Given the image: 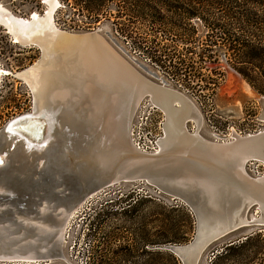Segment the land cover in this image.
I'll list each match as a JSON object with an SVG mask.
<instances>
[{
	"label": "rangeland",
	"instance_id": "rangeland-1",
	"mask_svg": "<svg viewBox=\"0 0 264 264\" xmlns=\"http://www.w3.org/2000/svg\"><path fill=\"white\" fill-rule=\"evenodd\" d=\"M13 1L10 4L9 0H0V4L14 16L28 18L33 12L42 15L48 8V0ZM55 3L52 16L58 29L86 32L99 28V33L114 48L112 51L118 53L137 72L156 84L171 87L186 95L201 113L200 128L204 138L210 140L213 131L226 134L232 128L244 136L264 129V120L261 118L264 109L259 101L264 96L263 88L244 78V62L238 59L244 53L245 43L257 44L254 28L244 29V22L216 20V17L204 22L200 18L185 20L164 14L165 19L156 24V27L160 24V28L155 30L151 29L153 23L150 21L132 19L133 33L124 36L116 32L111 18H102L89 25L84 14L72 8L63 9L60 0H55ZM114 7V4L110 5L111 10ZM211 23L223 25L224 31L212 33L206 27ZM40 55L37 46L15 42L6 26L0 22V68L5 73L0 76V128L11 118L33 110V93L27 83L16 76V72L34 64ZM156 113L157 116L152 120L144 114L141 125L146 128L156 121H162V114L159 111ZM187 128L191 129V123H187ZM170 162L171 169L175 163L179 164L176 159ZM183 163L185 165L182 164L180 175L176 177L185 185V182H189L188 178L193 180L189 175L197 177L199 168L196 169L195 165L189 168L185 159ZM256 164L260 163L247 165L252 175L262 169ZM2 189L14 193L11 188ZM51 189L59 194V188L56 189L58 192ZM233 192L230 194L235 203L239 192L235 189ZM85 197L78 200L81 204L64 223L59 237V257L30 261L8 258L12 257V254H8L6 258L0 256V264H166L151 256L152 247L185 245L196 234L197 217L191 207L180 197L148 179L114 181ZM75 205L67 209L65 215ZM260 216L259 206L252 203L245 210V219L250 223H243L206 245L200 252L197 264H264V224L254 222ZM19 218L16 219L17 223H0V238L15 246L14 240H19L18 245L30 243L34 248L39 243L37 226L35 223L30 224V231H26L27 226H20L26 225L28 221L22 223ZM253 233H260V239L251 241L245 248L238 247L247 235ZM231 244L237 246L222 257L215 258L216 254ZM29 245L24 246L27 254L33 250L30 247L32 245ZM256 250L258 254H250ZM178 264L183 263L178 260Z\"/></svg>",
	"mask_w": 264,
	"mask_h": 264
},
{
	"label": "bare ground",
	"instance_id": "bare-ground-1",
	"mask_svg": "<svg viewBox=\"0 0 264 264\" xmlns=\"http://www.w3.org/2000/svg\"><path fill=\"white\" fill-rule=\"evenodd\" d=\"M47 3L48 8L44 14L39 15L33 12L28 18L14 16L0 4V22L6 26L13 40L23 45L33 42L35 46L38 45L41 48L42 52L40 61L16 72V76L27 83L33 93L34 106L32 111L35 115L55 110L60 113L59 117L63 119L65 116L68 117L69 110L80 106L82 103L88 118L87 125L92 124V129L88 135L90 136L89 141L87 139L88 157L85 162L75 166L83 176H80V180L75 179L77 183L73 186L71 183L75 177H71L72 172H67L72 161L67 162L64 158V148L62 151L56 146L54 149L53 146L48 147L46 152L49 160L40 159V164L49 161L52 167L65 169L66 172L61 175L64 178V183H67V186H72L71 193L75 190L74 188L80 186L79 188L83 193L78 200H81L101 187L94 186L91 190L88 189L90 186L96 185L95 180L98 178L111 174L112 169L120 159L127 160L128 167L134 164L147 166H164L167 164L171 171L169 175H174L176 181L179 182L181 180L176 176L180 175L182 164L185 165L183 163L185 159L189 163V168L191 165H195L196 169L199 168L197 170L199 174L197 177L189 175L193 180L186 176L189 182H185V185L180 182L183 191L194 193L212 211L211 214L198 217L196 239L202 241L199 249L204 248L213 231L224 228V219L220 214L226 218L228 213H231L234 225L239 228L243 223H250L249 220L245 219V210L252 203H256L261 211V216L255 218L254 222L264 224V174L259 177L250 176L246 170L248 160L257 159L264 164V129L256 133L245 134V136L232 133V139L229 141L204 138L199 131L202 127L201 113L186 95L171 87L156 84L141 75L121 56L119 57L118 53L117 55L108 48L100 37L90 38L86 42H82L75 40L70 35H64L56 27L53 20L52 12L56 6L55 0H48ZM2 74L5 73L0 68V76ZM145 95H149L152 103L164 113L165 117L164 126L162 125L163 134L158 140L159 149L155 153L137 151L132 146L128 136L133 114ZM262 107L264 109V102ZM262 113L261 118L264 120V110ZM70 117L69 115L68 119ZM190 121L195 124L193 130L187 128V123ZM73 130H76V126L73 127ZM61 143L59 141V145ZM210 143H216L218 146H212ZM50 150L52 151L49 153ZM18 151L16 149L12 151L14 153L12 162L19 163L16 160ZM134 153L136 156H133ZM171 159H176L179 163H175L172 169ZM3 168L0 167V195H15L20 192V189L14 188V193H7L2 189L4 187L7 190L4 180L6 177H11ZM100 168L103 170L102 175L94 176L93 173L100 172ZM139 178L147 179L144 177L135 179ZM56 179L57 175H54L51 187L55 189V192H58L56 189L59 188L57 190L62 195L64 190L69 189L68 187L65 189L63 183L58 186ZM114 181L115 179L112 182ZM234 189L239 192L237 194L239 198L235 203L231 199ZM50 190L52 189L50 188ZM198 190L200 193H197ZM51 193L55 194L53 190ZM180 198L186 202L184 198ZM45 200L43 202L40 200L37 214L28 213L32 216L13 208L11 200L5 201L0 205V209L2 207L11 208L13 215L9 219L1 220L0 223L5 221L17 223L16 219L21 217L19 222L28 221L26 225L20 223V227L25 228L27 226L26 231H30L28 226L32 227L30 224L35 223L39 243L43 239V237L40 238V235L43 236L48 232L53 235L52 241L47 243V246L53 240H57L59 243L65 221L77 210L81 202L78 201V204L76 202L77 205L74 204V208L69 211L68 215H65L67 208L64 200L62 202H55L54 199ZM222 200L223 202H221ZM52 210L55 212H51ZM47 215H50L49 218ZM32 220L34 222L31 223ZM44 223L46 224L44 225ZM14 241L18 246L19 240ZM43 241L45 242V239ZM29 244L23 243L21 247ZM13 246L15 244L8 243L3 239L0 240V252L5 247H9L7 250L10 251ZM30 247L32 250L33 245ZM31 254H12V257L8 258L20 257L31 261L36 257ZM0 256L3 257L2 254Z\"/></svg>",
	"mask_w": 264,
	"mask_h": 264
},
{
	"label": "water",
	"instance_id": "water-1",
	"mask_svg": "<svg viewBox=\"0 0 264 264\" xmlns=\"http://www.w3.org/2000/svg\"><path fill=\"white\" fill-rule=\"evenodd\" d=\"M60 31L64 35H70L75 40L82 42H86V40H89L90 38L100 37L108 48L111 50L114 49L99 33V28L91 29L86 32H70L61 29ZM30 44L35 45L33 42H29L25 45ZM36 46L41 51V48L38 45ZM40 60L41 55L37 61ZM259 101L262 104L264 102V96H261ZM69 112L68 113L71 117L68 119V115V117L65 116V118L62 119L59 117L60 113H57L55 110H49L45 113L41 112L40 115H35L32 111L11 118L0 128V167H4L3 169L10 173L11 176L6 177L4 181L8 188L13 190L14 188L20 189V192H17L15 195L12 194V196L0 195V205L5 201L11 200L13 208L23 211L24 214H37L38 205L42 199H47L48 201L54 199L55 202H62L64 200L66 208L70 209L82 196L83 192L81 191V188H79L80 186L74 188L75 190H73V193H71L72 191L70 189L75 183H77V180H80V176H83V174H80V171H77L75 166L78 165V163L85 162L88 157L86 151L88 146L87 139L88 141L90 139V136L88 135L91 133L90 130L92 129V124L87 125L88 118L85 115L82 103L80 106L69 110ZM74 126H76V130L72 131ZM59 141L65 142L64 145L61 143L60 146ZM210 145L218 146L216 143H210ZM50 146H53V149L56 146L61 148L62 151L63 148L67 150H64V158H66L67 161H72L70 162L67 172H72L73 174L71 173V177H75L71 183V187L67 186V183H64V178L61 176L66 172L65 169L62 170L57 167H52L49 161L40 164V159L43 161L49 160L46 151ZM15 149L19 150L16 158V160H19V163L12 162L11 160L14 154L12 151ZM51 151L52 150H50L49 153ZM133 156H136V154L134 153ZM126 161L127 160L125 159L118 160L112 169L111 174L106 177L98 178L95 180L96 185H93L92 187L90 186L88 189L91 190L94 186H107L113 181V179H115V181H126L137 177H144L151 182L156 183L162 189L184 198L197 217V227L198 217L201 218V215L212 213V211L206 207L207 205L204 201L196 197L194 193H191L190 191L186 193L183 191L181 183L169 175L171 171L170 166L167 164L164 166L134 164L128 167ZM102 173L103 170L100 168V172L93 173V175L99 177ZM54 175H57V184L63 183V187L65 189L68 187L69 189L64 190L63 188L62 191H64L62 192V195L57 193L53 194L50 191ZM197 193H200L199 190ZM193 197L196 198L193 199ZM11 210V208L6 209V207L0 209V222L3 219H9L13 215ZM53 211L55 212V210H52L51 212ZM49 216L50 215H47V218H49ZM220 216L224 219V228L219 231H213L208 237L209 241L205 246L222 235L238 228L234 225L231 213H228V217L226 218H224L225 216L222 214H220ZM52 235L53 234L50 232L43 236L40 235V238L43 237L45 242L42 239V241L33 248L32 254L36 256L35 259L47 260L60 256L61 249L57 240H53V242L47 246V243L52 241ZM201 243L202 241L196 239L195 234L194 238L185 245L168 244L161 246V248L176 255L183 264H197L200 252L203 249L200 248L201 251L199 252ZM7 248L9 247L3 248L2 252H0V254L4 255V258H6L5 256L8 254H27V251L24 252L26 250L24 249L25 247H21V245H18L15 248L11 247L10 251L7 250ZM17 259L25 258L17 257Z\"/></svg>",
	"mask_w": 264,
	"mask_h": 264
},
{
	"label": "trees",
	"instance_id": "trees-1",
	"mask_svg": "<svg viewBox=\"0 0 264 264\" xmlns=\"http://www.w3.org/2000/svg\"><path fill=\"white\" fill-rule=\"evenodd\" d=\"M13 4V0H9ZM60 7L76 9L84 14L86 23L91 25L102 18H111L117 33L130 36L133 33L132 19L146 20L153 23L151 29H159L156 24L165 19L164 14L172 18L192 20L200 18L204 22L216 17V20H230L244 22V29L254 28L257 35V44H244V53L238 59L244 62V78L250 83L262 86L264 91V0H60ZM115 7L111 10L110 5ZM15 6V4H14ZM71 21V19L69 20ZM67 21H63L65 23ZM212 33L224 31L221 24L211 23L206 26ZM195 31V28L191 29ZM255 35V36H256ZM154 58V57H153ZM156 58V57H155ZM260 233L247 235L238 247L244 248L253 240L260 239ZM163 246V245H162ZM237 246V245H235ZM233 244L226 246L216 254L220 258L235 247ZM251 251L250 254H258ZM151 256L160 259L166 264H178L180 259L161 246L152 247Z\"/></svg>",
	"mask_w": 264,
	"mask_h": 264
},
{
	"label": "built area",
	"instance_id": "built-area-1",
	"mask_svg": "<svg viewBox=\"0 0 264 264\" xmlns=\"http://www.w3.org/2000/svg\"><path fill=\"white\" fill-rule=\"evenodd\" d=\"M159 111L162 114V121H156L153 124H150L148 127H143L142 124V119H143V115L145 114L146 118H149L150 120L153 119V117L157 116L156 112ZM220 118V117H219ZM163 120H164V115L163 113L152 103L150 97L147 95L145 96L142 101L140 102V104L138 105L132 122L130 124V128H129V132H128V136H129V140L132 144V146L139 152L142 153H155L158 151L159 149V145H158V140L159 138L162 136L163 134V129H162V125H163ZM191 123V129L193 130L195 128L194 124L192 122H188ZM200 133H201V128L199 129ZM214 132V131H213ZM211 133L212 139L215 141H229L232 139V133H238L240 135L241 132L237 131L236 129L232 128L230 129V131L226 134L223 133ZM254 163H260L259 167H261L262 169L255 171V175H252L248 172L247 170V165H251ZM264 164L257 160V159H251L248 160L246 162V170L247 172L255 177H259L262 176L264 174ZM250 170V168H249Z\"/></svg>",
	"mask_w": 264,
	"mask_h": 264
}]
</instances>
